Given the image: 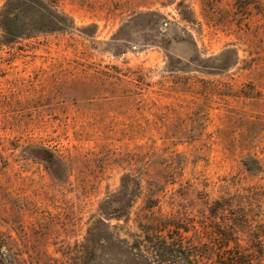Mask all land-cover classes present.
Wrapping results in <instances>:
<instances>
[{"label": "rangeland", "instance_id": "rangeland-1", "mask_svg": "<svg viewBox=\"0 0 264 264\" xmlns=\"http://www.w3.org/2000/svg\"><path fill=\"white\" fill-rule=\"evenodd\" d=\"M56 5L70 30L0 49V264H91L127 182L120 237L264 259V0Z\"/></svg>", "mask_w": 264, "mask_h": 264}, {"label": "trees", "instance_id": "trees-1", "mask_svg": "<svg viewBox=\"0 0 264 264\" xmlns=\"http://www.w3.org/2000/svg\"><path fill=\"white\" fill-rule=\"evenodd\" d=\"M56 3L57 0H6L0 8V49L39 35L70 30L72 19L60 11ZM47 155L55 159L53 153L47 152ZM133 185L132 182H127L121 197L105 202L106 211L102 213L104 221L123 220L126 222L124 216L128 217V213L124 212L132 207ZM169 216H171L170 221L173 219L172 216L175 217L174 214H169ZM102 219L98 220L97 227L91 230L93 241H85L86 244L82 245L83 259L85 258V246L90 242L93 243L94 253L92 252L91 264L92 262L93 264H198L195 255L185 252L183 249L185 247L176 245V241H168L164 236L159 235L155 227L152 233L147 231L140 234L132 233L131 239L128 240L120 237V233L117 232L119 227L110 226ZM152 219L154 218L150 217V220ZM210 221L209 231L213 232L214 238H220L224 234L220 225L216 221ZM160 223L157 221L155 226L158 227ZM221 242L223 241H214L212 244L216 247V257H218L214 264H264V259L257 261L252 259L251 261L239 253L237 254L241 258L231 259L225 256L220 258L219 254L226 248L221 245ZM2 264L5 263L2 262Z\"/></svg>", "mask_w": 264, "mask_h": 264}]
</instances>
